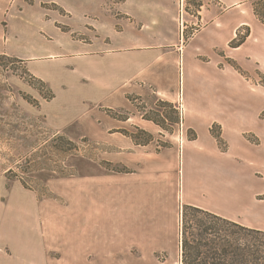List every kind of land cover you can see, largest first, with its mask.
Instances as JSON below:
<instances>
[{"label": "crops", "instance_id": "1", "mask_svg": "<svg viewBox=\"0 0 264 264\" xmlns=\"http://www.w3.org/2000/svg\"><path fill=\"white\" fill-rule=\"evenodd\" d=\"M17 1L0 0V54L21 60L55 93L38 112L59 134L77 132L90 143L106 142L113 147L112 162L130 171L113 177V249L137 240L175 253L182 242L183 209L190 205L264 230V200L257 199L264 196V182L258 191L249 184L251 166L264 170V159L244 136L261 133L259 115L251 113L248 87L236 71L196 60L198 45L215 46L218 35L210 31L200 37L201 44L191 46L181 42L183 31L176 24L185 0H33L31 5L22 0L23 12L15 9ZM219 1L224 8L220 20L242 2ZM44 4L58 5L67 16ZM210 13L211 25L217 17ZM58 25L89 40L68 39ZM152 94L173 105L177 122L167 121L172 130L143 119L130 100L146 102ZM107 110L126 117L114 118ZM213 126L221 130L226 151ZM133 129L160 136L167 146L136 144L123 133ZM189 132L197 138H188ZM19 200L11 218L8 204H0V264L10 263L5 249L11 224L22 233L35 216ZM252 214L255 219L248 217ZM68 253L84 255L75 249Z\"/></svg>", "mask_w": 264, "mask_h": 264}, {"label": "rangeland", "instance_id": "2", "mask_svg": "<svg viewBox=\"0 0 264 264\" xmlns=\"http://www.w3.org/2000/svg\"><path fill=\"white\" fill-rule=\"evenodd\" d=\"M32 2L25 0L30 5ZM184 3L176 24L181 34L183 31L181 42L186 46L201 44L200 37L210 31L220 37L215 46H208L207 42L198 45V50L192 46L196 48V60L219 68H232L247 85L249 109L252 108V114L259 115L261 133L247 132L244 136L264 159V25L254 15L253 0H242L239 5L228 8L223 20L219 17L224 12L219 0H185ZM24 5L18 0L15 9L23 12ZM55 6L44 4L43 8L56 11L60 16L66 15L61 7ZM209 10L210 15L217 17L211 25ZM7 18L10 19V15H6ZM58 27L68 39L89 40L81 32H71L63 25ZM27 70L21 60L0 57V204H8L10 218L18 207L16 198L25 209L35 211L34 219L25 224L26 231L20 233V229L17 231L12 224L9 228V245L5 249L9 264H182V244L173 254L164 253V248L146 247L137 240L124 241L113 249L114 169L123 171L127 167L112 162L113 147L106 142L92 139L93 143L83 142L84 137L77 132L66 136L50 127L37 110L46 100L28 83ZM35 84L47 94L43 86ZM30 97L39 101L40 106L30 104L26 100ZM132 98L136 112L142 118L148 116L161 123L176 121L174 107L153 94L146 102L143 98ZM251 122L255 126L253 119ZM214 132L222 138L218 126L212 127ZM132 133L142 143L149 139L148 133L135 129ZM106 138L113 139V136ZM188 138H192L191 132ZM164 144V138L154 137L156 147L164 148ZM219 145L223 151L228 149L223 139ZM256 166H251L249 184L258 191L262 187L260 183L264 182L261 181L264 170L258 167L255 171ZM133 199L136 201L135 196ZM257 199L264 200V196ZM248 217L255 219L256 215ZM77 233L82 238L74 239ZM74 249L84 251V255H80L84 261H72L80 257L79 254L70 256L68 251Z\"/></svg>", "mask_w": 264, "mask_h": 264}, {"label": "trees", "instance_id": "3", "mask_svg": "<svg viewBox=\"0 0 264 264\" xmlns=\"http://www.w3.org/2000/svg\"><path fill=\"white\" fill-rule=\"evenodd\" d=\"M57 8L59 9V7ZM253 11L260 23L264 25V0H253ZM0 57L10 58L1 54ZM27 75L30 78L28 83L37 89L46 101H51L56 97L53 90L44 81L32 75L28 70ZM35 83L43 86L47 90V94L37 88ZM26 100L30 104H36L37 107L39 105V101L32 97L26 98ZM130 100L134 103L132 97ZM107 113L114 118L122 119V115L114 110H107ZM262 118L264 119V112ZM143 119L153 121L163 129L170 131L166 124L167 120L161 123L148 116H144ZM139 131L147 133L140 129ZM123 133L139 145H148L154 141V136L149 133V135L147 134L149 139L143 143L140 142L136 134L127 131H123ZM213 135L221 143V135L215 132ZM196 138L197 135L193 133L190 139ZM83 142H89V140L84 139ZM166 146L165 143L164 147ZM114 171L130 172L127 168L123 171L115 169ZM20 181L27 188L26 183L23 180ZM182 224V264H264V230L247 226L192 205L184 207Z\"/></svg>", "mask_w": 264, "mask_h": 264}]
</instances>
